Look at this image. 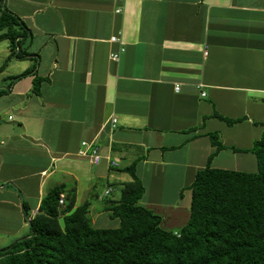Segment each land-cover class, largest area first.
Here are the masks:
<instances>
[{"label": "crops", "instance_id": "crops-1", "mask_svg": "<svg viewBox=\"0 0 264 264\" xmlns=\"http://www.w3.org/2000/svg\"><path fill=\"white\" fill-rule=\"evenodd\" d=\"M4 6L28 34L21 59L10 61L9 43L0 41L6 90L0 208L13 223L0 225V248L29 234L28 219L59 185L76 188L74 207L90 201V214L92 199H103L99 182L106 181L107 197L132 180L124 168L135 163L140 203L164 229L179 232L189 215V186L209 155L213 168L257 171L250 149L264 130V0H4ZM34 77L41 79L36 93ZM215 114L246 118L229 125ZM209 132L226 147L215 153ZM90 140L118 166L78 156L81 142ZM106 205L98 215L110 218Z\"/></svg>", "mask_w": 264, "mask_h": 264}, {"label": "trees", "instance_id": "trees-1", "mask_svg": "<svg viewBox=\"0 0 264 264\" xmlns=\"http://www.w3.org/2000/svg\"><path fill=\"white\" fill-rule=\"evenodd\" d=\"M26 29L0 0V41L9 43L8 59L24 57ZM30 74L31 69L9 79ZM40 83L34 77L31 92H38ZM5 92L0 89V96ZM215 116L229 125L246 118ZM207 135L215 153L226 147L217 132ZM250 151L256 172L213 168L209 155L189 186V215L179 232L164 229L161 217L140 204L144 187L135 163L124 168L132 180L121 184L119 198L105 207L118 220L116 227H95L88 200L74 207L76 188H51L28 219L29 234L0 249V264H264V130ZM61 193L65 203L59 210ZM22 205L28 218L24 199Z\"/></svg>", "mask_w": 264, "mask_h": 264}, {"label": "rangeland", "instance_id": "rangeland-1", "mask_svg": "<svg viewBox=\"0 0 264 264\" xmlns=\"http://www.w3.org/2000/svg\"><path fill=\"white\" fill-rule=\"evenodd\" d=\"M10 61H11V59H10ZM1 117H2L1 122L6 120V116H5V118L3 116H1ZM110 172H112L113 174H119L120 173V171L115 170V169L111 170ZM105 183H106V181L103 180V181L99 182V188H95L96 189V193H98L101 197H103V199L100 200V201L99 200L97 201L96 197L92 199V201L94 203V206L91 209V213L89 215H90L91 218H95L96 219V222H95L94 226H97V227H114L115 225H118V224L115 223L113 220H116V222H117V219L108 218L105 214L98 215V213L103 212V206L107 203L108 200H111V199L114 200V199H117L119 197L120 189L119 188H114V191L111 194H109L107 197H104L103 194H104V191L106 189V188H104L105 187ZM170 189L173 190V188H170ZM187 194H189V192H185L184 199H183L182 203L178 206L179 210L182 211V212H183V210L185 211V208L183 207V205L185 204V201H186V198H187ZM170 197H171V195H169V198ZM173 199H174V197L172 198V200ZM2 213H3V211L0 208V225H4L2 223V222H4V223H6L7 227H12L13 223H11V224L9 223L10 224L9 225L8 224L9 221L6 219V217L2 216ZM1 243H4V245H6L5 246V248H6L12 242L9 241V242H1ZM0 249H2V248H0Z\"/></svg>", "mask_w": 264, "mask_h": 264}, {"label": "built area", "instance_id": "built-area-1", "mask_svg": "<svg viewBox=\"0 0 264 264\" xmlns=\"http://www.w3.org/2000/svg\"><path fill=\"white\" fill-rule=\"evenodd\" d=\"M120 11V10H118ZM111 42H116L118 41V38L115 36H112L110 38ZM110 58L114 61H117L119 59V52H113L110 54ZM179 90V84L175 85V91ZM204 94V93H203ZM115 123V119H112V126ZM78 156L80 157H85L89 160V162L92 165H98L100 164L103 160H106V162L109 164L111 167H116L118 166V162L116 160L110 159L109 156L103 155L101 153V149L99 147V144L95 140H90V141H82L81 142V148L78 150ZM110 193V189L106 190L105 195ZM65 203V197L64 194L61 193L59 195V200H58V207L59 210L62 209Z\"/></svg>", "mask_w": 264, "mask_h": 264}]
</instances>
